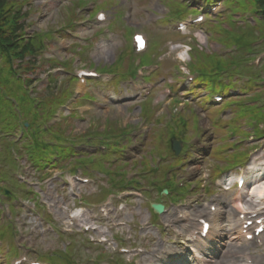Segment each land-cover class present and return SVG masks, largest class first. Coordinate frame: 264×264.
<instances>
[{"label":"rangeland","instance_id":"374dc122","mask_svg":"<svg viewBox=\"0 0 264 264\" xmlns=\"http://www.w3.org/2000/svg\"><path fill=\"white\" fill-rule=\"evenodd\" d=\"M97 1L32 0L30 2L32 9L36 8L30 11L35 15L30 14L28 16L27 21L30 22V27L34 30L49 28L45 31H38L34 40H41L44 48H49V43L57 42L52 51L56 55H59L47 60L54 67L51 75L47 77L46 84L39 91L34 90L33 87H29L27 82L30 79H27L25 82L23 75L26 72L21 71L20 67L13 70L9 65L0 62V183L9 185L8 187L12 189L11 200H0V206H7L11 214V221L0 222V243L3 246L0 247V257L4 258L5 264H11L18 254L17 249L14 247L16 227L13 224L18 211L13 206V203L21 201V191L27 192L25 190L26 186L14 179V175L18 172L16 162L24 157L27 160L37 162V160H44L54 156L52 152L53 148L41 149L45 143L50 142L41 133L45 131L50 135L51 132L59 129L60 124L65 123V121L71 120L69 121L70 124L75 126L76 129L73 130V134H83L91 124L88 114L96 115L98 113L95 117L102 118L100 121L101 129H106V132L102 134L99 144H97V147L101 151L83 160V163L88 164L87 167H91L89 164L93 160L107 163L116 161L119 147L131 142L130 136L141 131H143V136L147 134V138L150 135L155 137L152 161L157 164V162L164 161L172 156L168 146L172 137L169 136L171 134L179 135L184 131H188L190 136H187L190 137V148L181 139H178L177 142L181 144L180 158L189 154L191 158L187 157L184 160L181 169L176 171V178L182 179L184 182H193V191L196 192V195L208 207L214 205L212 202L215 200L227 203L225 209L221 211L223 214L215 219V225L231 226L232 228L228 227L230 232L228 237L229 235L234 236L236 233L235 219L239 211L236 206L238 205L236 198L238 197L240 200L242 195H237L235 190L227 194L218 191L214 185L215 179H212L214 176H211V161H214L215 164L217 163L219 168H221L225 161L223 150L228 146L232 147L233 141L245 139L243 135L235 133L234 126H238L245 134L247 133V138H249L247 141H245L246 139L243 140V147L251 144H258L257 147L261 146L249 159L250 163L254 165L264 163V149L262 148L264 138L255 137V139L251 136L248 137L254 132L248 130V128L253 127L251 124L246 126L245 121L239 122L234 126L230 125L234 119H238L236 111L240 112L234 106L258 95L262 97L259 94L258 84L254 83L260 82L264 87V72L259 82L256 80L251 84L248 96L246 93L248 90L245 93H239L237 90L238 86L235 87L236 90L230 91L226 96H223L225 101H228L231 97L233 98L230 100L233 104L232 110L229 111L222 107L223 111L218 115V105L215 109H207L209 115L215 118L214 120L223 118L221 124L225 127L214 130L217 136H212L210 122L203 111V108L206 109V106L212 103L214 92L220 94L222 90L228 91L229 88H232L233 84L244 85L245 82L254 79L256 77L254 75H258L264 66V59L261 62L253 63V52L248 48L253 42V39L250 40L253 25L259 23L256 19H250L249 22H245L244 20L236 22L233 18L239 19L241 14L236 16L222 14L216 17L206 15L204 22L200 26L201 30L198 28L188 29L184 32L185 35L173 36L176 23L184 16V8L181 6L179 0H130L134 10L131 12L132 16L125 18V26L128 24L135 26V29L147 36L149 41L148 50L144 54H131L129 48L124 46L120 50L119 55L116 56L118 49L123 45L120 37L112 36L111 41H99L97 44H94V41L100 39L107 30L114 31V28L127 16L128 10L121 8L125 0H107L104 2L102 8L96 6L95 10L90 11V5L96 4ZM183 1L188 3L189 9L204 10L203 6L207 2H211L212 4L223 0ZM166 4L168 5L167 7H165ZM227 7V9L223 8L224 12L237 8V6L233 7L229 4H227ZM100 10L108 14V20L101 27L95 25L93 21V17ZM220 11L222 12V6H220ZM189 16L190 14H187L185 17L186 21L191 19ZM153 21L154 23L149 25ZM58 26L59 28H64V32L66 33L64 37L69 40V43H75V45L73 44L69 47V50L74 52L77 48L81 49V52L78 54L79 64L77 67L89 68L96 64L107 65V62L110 61L108 63L109 67L97 69L100 78L88 81L84 93L78 95V98L72 101L71 104L68 103L70 99L67 97L75 91V83L71 84L73 79L67 80V78L74 75L76 62L74 61L67 65V59L64 54L57 51L56 47L62 43L55 34ZM89 29H91L90 36L88 35ZM125 31L126 33H130L132 28L127 27ZM156 31H159V33ZM202 31L206 33L208 40ZM91 36L93 39H91ZM191 36L197 39V46L190 44L191 52L188 53L187 59V49L183 48L180 44L184 38ZM184 43L188 44L190 40L186 39ZM256 43L259 44L258 52L263 55L264 36ZM30 46H33V44L31 43ZM161 50H164L163 54ZM179 54H182L187 59L183 65L187 68V76L192 79V83L190 84L191 93H179L180 86L181 90L184 91L187 89L188 83L180 80L174 74L175 70L170 76H165L160 72L164 64L176 61ZM47 57H50V54H47ZM93 57H95L94 62L96 64L91 60ZM139 63L140 66L138 65ZM150 68H157V71L151 72L149 71ZM169 68L170 66L164 70L166 75L170 73ZM44 72L43 69L35 67L32 70V75L44 78ZM105 76H108V78H105ZM136 81L141 83L142 88L148 85L149 90L147 92L143 90L135 93L128 91V85ZM108 84H113V86L109 88L110 92L105 94L103 90H105V85ZM198 84L205 85L207 88L206 92L200 93V91H194L193 87ZM158 85L162 86L165 93L175 97V101L169 105V112L167 110L168 101L164 102L161 88L156 89ZM200 88L197 87L196 90H200ZM131 90L133 89L131 88ZM194 93H197L196 96L200 95L195 99L196 103L193 104L194 106L190 105L191 108H188L185 103H182L181 97H188ZM202 94H205L203 103L198 100L203 97ZM135 96H138L137 99L132 98ZM190 101L191 96L186 102L190 103ZM81 105L88 107V109L86 107L83 108L87 113L76 115L74 111L80 110ZM123 110L126 115L124 117L122 116ZM196 110H198L199 117ZM164 111L166 112L163 113ZM263 112L264 107L262 109ZM131 115H133V119L128 122V118ZM138 121H140L139 125L136 124ZM20 125L25 127V133L18 129ZM142 126L144 128L139 131ZM226 126H231L227 129L228 132ZM17 129L19 133L16 136V143L15 140L10 138L9 134H12L11 130ZM131 130L137 132H130ZM23 148H28V151L24 153ZM211 148L212 154L209 159L208 156ZM239 151L237 150V152ZM230 152V150L225 152L226 157L229 156L226 153ZM60 154L62 153L60 152ZM170 168V165H162L160 173H169ZM191 169L192 172H190ZM103 172L105 174L111 173L109 168L104 169ZM234 172L244 173L246 170L245 168H232L219 176L232 175ZM49 173L50 175L57 174L60 176L61 171L55 170ZM253 175L257 174L253 173ZM43 183L44 193L41 192L42 198L48 203L55 204V202L51 201L54 188L53 183L50 180ZM166 185L171 195L172 193L179 195L186 193V189L176 188L177 183L174 176ZM204 188L206 189L205 194L203 193ZM35 190L38 191L37 185L35 186ZM95 190V186L81 187L79 193L84 197L91 195ZM246 193L247 191L244 193V197H246ZM176 200L177 197L173 195L167 198V202L171 204H175ZM63 206L62 203L57 204V213L60 215L62 211L59 208H63ZM130 211H126L121 216V219L130 220L134 218L136 221L142 223V221H147L149 218V213L145 206L143 209L140 207V210ZM1 215L2 211L0 210V217ZM165 219L164 216L159 217V222L163 223ZM226 221L231 222V224L226 223ZM151 223L157 224L155 215H152ZM142 234H146L149 240H154L155 242L158 238V231L154 229H145ZM61 238L62 241H65V238ZM227 243L229 242L226 241L224 245ZM55 244V239H47L41 242L42 249L40 250L43 252L52 251L55 248L51 246H55ZM256 245L255 243L243 245L235 242L232 247L240 249V251L237 250L239 252L238 259H223V255L228 252L223 249L224 253L222 257L210 264H244L246 259H249V262L254 264H256V261H258L257 264H264V251H258ZM229 252H233V249L229 248ZM57 256V258H43L39 260L48 264H65L66 255L57 252Z\"/></svg>","mask_w":264,"mask_h":264},{"label":"trees","instance_id":"16d2710c","mask_svg":"<svg viewBox=\"0 0 264 264\" xmlns=\"http://www.w3.org/2000/svg\"><path fill=\"white\" fill-rule=\"evenodd\" d=\"M250 4L254 12L262 16L259 30L264 34V0H244L240 7ZM15 3L0 0V62L12 67L14 61L22 63L28 48L23 45L21 12H15ZM253 39V34L250 40ZM39 46V43H38ZM12 69V68H11ZM252 111L250 114H254Z\"/></svg>","mask_w":264,"mask_h":264},{"label":"bare ground","instance_id":"6f19581e","mask_svg":"<svg viewBox=\"0 0 264 264\" xmlns=\"http://www.w3.org/2000/svg\"><path fill=\"white\" fill-rule=\"evenodd\" d=\"M180 57H182V55H180ZM258 201H264V182L257 183L255 185V187L251 190V192L249 194V199L246 200V204L249 208L253 203H257ZM216 214L217 213H215L214 215H216ZM242 224H244V223H242ZM231 249H233V252H229V250H228V252L223 255V259H225V260H227V259H232V260L238 259L239 252H237V250L240 251V249L236 248V247H232ZM202 259L203 258L200 257V261ZM202 263H204V262H202ZM218 264H220V263H218Z\"/></svg>","mask_w":264,"mask_h":264},{"label":"snow or ice","instance_id":"6c2138e0","mask_svg":"<svg viewBox=\"0 0 264 264\" xmlns=\"http://www.w3.org/2000/svg\"><path fill=\"white\" fill-rule=\"evenodd\" d=\"M136 41H137V43H138L141 47H143V41H142L141 38L136 37Z\"/></svg>","mask_w":264,"mask_h":264},{"label":"water","instance_id":"95a60500","mask_svg":"<svg viewBox=\"0 0 264 264\" xmlns=\"http://www.w3.org/2000/svg\"><path fill=\"white\" fill-rule=\"evenodd\" d=\"M175 151H177V150H175ZM159 209H160V208H156L157 211H159Z\"/></svg>","mask_w":264,"mask_h":264}]
</instances>
